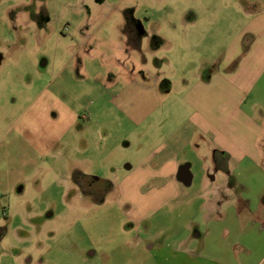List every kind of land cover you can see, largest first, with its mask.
Wrapping results in <instances>:
<instances>
[{"label": "rangeland", "instance_id": "374dc122", "mask_svg": "<svg viewBox=\"0 0 264 264\" xmlns=\"http://www.w3.org/2000/svg\"><path fill=\"white\" fill-rule=\"evenodd\" d=\"M238 3L0 0V264L173 258L234 168L182 126L188 89L249 48ZM135 81L153 88L136 123L121 109ZM164 156L176 171H157Z\"/></svg>", "mask_w": 264, "mask_h": 264}, {"label": "crops", "instance_id": "0c3cea01", "mask_svg": "<svg viewBox=\"0 0 264 264\" xmlns=\"http://www.w3.org/2000/svg\"><path fill=\"white\" fill-rule=\"evenodd\" d=\"M238 1L241 10L250 17L244 31L253 36L249 48L245 51L240 45L235 55L228 57L208 81L197 80L188 89L183 102L190 114L182 126L186 138L197 136L207 142L213 156L227 169L234 168L225 171L224 191L218 189L216 199L201 203L202 220L198 222L197 216L192 218L190 237L179 238L180 248L174 250L172 259L164 258L162 264L171 261L172 264H264V171L261 169L264 153L259 145L262 138L264 142V89L255 91L264 79V0ZM126 91L128 102L121 109L132 122H139L132 119L140 120L150 111L153 88L135 81ZM248 99L252 102L249 109L245 108ZM163 159L157 171L177 170L174 165L169 167L172 157ZM246 160L249 162L244 163ZM182 171L183 177H191L190 172ZM174 175L169 172L162 178ZM170 186L174 185L168 182L160 189L164 191ZM177 196L175 193L174 197ZM186 241L190 248L182 249ZM154 248V244L149 245V250ZM164 252L167 250L160 255L164 256Z\"/></svg>", "mask_w": 264, "mask_h": 264}, {"label": "flooded vegetation", "instance_id": "af4514ba", "mask_svg": "<svg viewBox=\"0 0 264 264\" xmlns=\"http://www.w3.org/2000/svg\"><path fill=\"white\" fill-rule=\"evenodd\" d=\"M137 33V32H136ZM135 33V37L133 38L132 36V38H130L129 39V45L127 46L128 47V49H129V47H138L139 46V43H140V41H139V39H138V34H136ZM127 49V48H126ZM95 180V179H94Z\"/></svg>", "mask_w": 264, "mask_h": 264}, {"label": "trees", "instance_id": "16d2710c", "mask_svg": "<svg viewBox=\"0 0 264 264\" xmlns=\"http://www.w3.org/2000/svg\"><path fill=\"white\" fill-rule=\"evenodd\" d=\"M218 160V159H217Z\"/></svg>", "mask_w": 264, "mask_h": 264}]
</instances>
